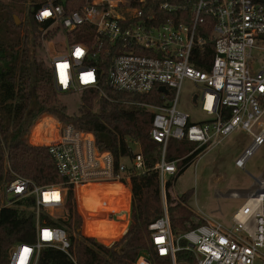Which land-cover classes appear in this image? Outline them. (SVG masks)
<instances>
[{"label": "built area", "instance_id": "1", "mask_svg": "<svg viewBox=\"0 0 264 264\" xmlns=\"http://www.w3.org/2000/svg\"><path fill=\"white\" fill-rule=\"evenodd\" d=\"M32 10L42 40L51 30L64 31L67 37L65 51L48 50L47 63L57 92L99 89L107 97L103 77L114 92L147 94L157 88L161 104L129 99L123 103L153 114L149 133L161 149L157 162L149 167L142 151L134 149L140 145L137 140L132 141L133 156L117 160L97 146L89 131L60 122L47 128L40 144L48 148L64 182L39 185L15 174L6 183L0 209L32 199L36 215L35 241L14 244L8 264H38L45 248L59 249L78 264L70 233L48 223L65 209L68 187L84 193L93 206L113 201L106 216L104 209H98L102 214L87 221L118 223L115 236L125 234L120 231L125 224L117 217L132 213V178L149 170H156L160 178L163 213L148 226L158 256L170 264H264L263 183L245 197L229 224L192 209L203 222L174 231L167 206L168 181L197 150L192 164L243 130L252 137L235 161L243 169L264 144V0H45ZM209 44L214 49L210 57L202 53ZM195 48L199 53H194ZM77 49L83 52L79 57ZM62 63L69 65L66 84L60 79ZM89 73L93 78L86 83ZM186 80L202 87L197 98H201L205 117L199 121L179 105ZM162 86L168 91H162ZM48 136L57 139L47 141ZM173 141L191 143L194 149L170 160ZM54 193H59L58 200L51 199ZM230 194L241 198L238 192ZM45 233L50 237L46 239ZM123 237L101 244L112 246ZM24 249L29 251L22 261ZM134 264L155 263L148 250H143Z\"/></svg>", "mask_w": 264, "mask_h": 264}, {"label": "trees", "instance_id": "2", "mask_svg": "<svg viewBox=\"0 0 264 264\" xmlns=\"http://www.w3.org/2000/svg\"><path fill=\"white\" fill-rule=\"evenodd\" d=\"M45 0H0V183L11 181L15 174L30 178L39 185H56L64 182L55 162L45 146L33 145L29 141L31 129L45 114H53L73 124L76 128L94 134L97 146L108 150L119 160L122 156H133L132 141L140 142L142 153L149 167L159 158L161 144L150 137L153 114L146 109L127 106L124 100L163 102L157 88L147 94L114 92L103 77L102 89H86L79 113L68 115L64 105L58 101L52 74L39 49L40 25L35 21L32 8ZM15 16L21 23L18 25ZM212 44L202 53L212 56ZM194 53H199L198 48ZM199 67L201 65L198 64ZM203 68V67H201ZM69 121V122H68ZM54 127V121L46 117L40 121L35 132ZM53 139L55 136H48ZM176 149L175 153L173 152ZM194 149L188 142L173 141L168 158L183 157ZM173 150V151H172ZM193 155L184 160L185 165L167 183V206L174 231L201 224L188 201L194 191L190 190L173 199L170 189L174 181L192 164ZM115 191H111L114 195ZM73 190L68 187L67 204L74 210ZM133 215L132 223L124 237L112 246L96 242L91 238L77 239L71 235L73 251L78 264H134L138 254L148 250L155 264H170L168 259L157 255L152 246L149 224L163 213L160 178L156 170L132 178ZM69 202V203H68ZM33 200H19L15 207L0 209V264L9 263L10 248L16 243H31L36 239V215ZM100 205V206H99ZM96 204L95 210L110 209L114 202ZM105 205V206H104ZM101 206H104L103 208ZM46 217V216H45ZM72 213L66 220L49 219L48 223L61 227L70 226ZM78 224L79 221H77ZM118 223L87 221L85 233L114 237ZM38 264H75L63 251L55 248L42 250Z\"/></svg>", "mask_w": 264, "mask_h": 264}, {"label": "rangeland", "instance_id": "3", "mask_svg": "<svg viewBox=\"0 0 264 264\" xmlns=\"http://www.w3.org/2000/svg\"><path fill=\"white\" fill-rule=\"evenodd\" d=\"M40 41L42 42V46L41 49H39V53L46 61L49 54L48 50L52 53L66 50L67 37L64 31L51 30L43 40L40 38ZM57 93L59 103L65 106L64 111L72 116L79 113L82 97L88 94L87 92L84 93L83 90L70 93ZM99 93L103 95L101 92ZM201 94L202 87L190 80L185 81L180 94V108L188 112L193 119L198 121L203 119L205 114L201 111V98L199 97L198 103H195L193 101V95L200 96ZM46 117L52 118L56 123L60 122L61 124H67V121L58 118L56 115H42L31 129V134L29 136L31 144L42 146L40 144L42 140L41 134L44 133L45 135L47 132L44 129L35 132V127ZM47 126L45 125V127ZM251 142V135L243 130L236 131L230 135L221 145L206 153L198 163L190 165L174 181L170 189L172 198L179 200V196L183 193L193 190V196L187 203L191 209L200 212L202 215L204 214L208 218H213L222 223L229 224L233 214L245 201V197L250 192L260 187L262 183L264 184V144L255 151L253 156H251L245 168L241 169L235 164L236 159L244 152ZM134 149L135 151H142L141 145L139 144H136ZM175 151L176 149L173 152L175 153ZM167 178L169 179V177ZM5 187L6 182L0 183V203L5 201ZM232 190L238 192L241 198L232 197L229 194V192H233ZM67 200H69L68 195ZM101 201L103 202L104 200ZM73 203V211L70 210V206L67 204L65 209L58 212L56 215L58 217L60 215L59 218L66 220L69 211L70 214L72 213L71 225L69 227L65 225L64 228L70 235H73L77 239L91 238L98 243L109 245V243L125 235L131 226L133 210L131 214L124 212L117 217L118 222H123L122 224H125L124 227L122 226V230H120L124 231V233L126 231L123 235L106 238L101 235L85 233L84 230L87 220H89L90 217L101 215L102 213L100 212L102 211H95V209H93V203L81 192L74 191ZM123 206H125V204ZM109 212H111L110 209H104L105 216ZM59 218L55 219L57 220ZM77 221H79L80 224H78ZM119 234H122V232Z\"/></svg>", "mask_w": 264, "mask_h": 264}, {"label": "snow or ice", "instance_id": "4", "mask_svg": "<svg viewBox=\"0 0 264 264\" xmlns=\"http://www.w3.org/2000/svg\"><path fill=\"white\" fill-rule=\"evenodd\" d=\"M48 14L49 13H45V15H48ZM82 54H83L82 50H80V49H77L76 50L75 55L77 57L81 56ZM68 68H69V65L67 63H62V64L59 65V69H60V79H61V82L62 83H65V84L67 83V69ZM92 78H93L92 77V74L89 73L87 76L84 77V80L87 83V82L91 81ZM51 199L58 200L59 199V193L52 194ZM49 237H50V234L49 233H45V238L47 239ZM28 251H29L28 249H24V254L21 257V260L22 261L26 259L27 254H28Z\"/></svg>", "mask_w": 264, "mask_h": 264}, {"label": "crops", "instance_id": "5", "mask_svg": "<svg viewBox=\"0 0 264 264\" xmlns=\"http://www.w3.org/2000/svg\"><path fill=\"white\" fill-rule=\"evenodd\" d=\"M195 97H196V95H193V101H194L195 103H198V98L196 99ZM52 120H53V119H52ZM53 121H54V120H53ZM54 123H55V122H54ZM45 125H46V124H44L42 130H43V129L46 130V129L44 128ZM56 139H57V136H55V137H54L53 139H51V140H50L49 137H48L47 141H49V140H50V141H54V140H56ZM246 148H247V147H246ZM232 191H233V190H232ZM230 193H231V192H229V194H230ZM230 195H231V194H230Z\"/></svg>", "mask_w": 264, "mask_h": 264}, {"label": "water", "instance_id": "6", "mask_svg": "<svg viewBox=\"0 0 264 264\" xmlns=\"http://www.w3.org/2000/svg\"><path fill=\"white\" fill-rule=\"evenodd\" d=\"M15 19L17 20V24L19 25L20 23H21V20H20V18L18 17V16H15ZM162 91H165V92H167L168 90H167V88L166 87H161L160 88ZM196 98V97H195Z\"/></svg>", "mask_w": 264, "mask_h": 264}, {"label": "flooded vegetation", "instance_id": "7", "mask_svg": "<svg viewBox=\"0 0 264 264\" xmlns=\"http://www.w3.org/2000/svg\"><path fill=\"white\" fill-rule=\"evenodd\" d=\"M196 99H197V95H196Z\"/></svg>", "mask_w": 264, "mask_h": 264}]
</instances>
